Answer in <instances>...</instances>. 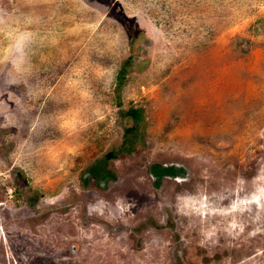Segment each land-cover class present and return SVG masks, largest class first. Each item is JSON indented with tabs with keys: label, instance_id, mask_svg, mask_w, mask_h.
<instances>
[{
	"label": "rangeland",
	"instance_id": "obj_1",
	"mask_svg": "<svg viewBox=\"0 0 264 264\" xmlns=\"http://www.w3.org/2000/svg\"><path fill=\"white\" fill-rule=\"evenodd\" d=\"M0 264H264V0H0Z\"/></svg>",
	"mask_w": 264,
	"mask_h": 264
},
{
	"label": "trees",
	"instance_id": "obj_2",
	"mask_svg": "<svg viewBox=\"0 0 264 264\" xmlns=\"http://www.w3.org/2000/svg\"><path fill=\"white\" fill-rule=\"evenodd\" d=\"M128 66H129V62L128 60H126L125 62H123L119 68V70L116 73V81H115V92L116 94H119L118 92L120 91L122 85L125 82L126 79V75H127V71H128ZM118 104V103H117ZM122 117H129L132 121L133 124L130 128H125V131L127 132V134L129 135L130 138H134L135 136L137 137V134L140 130V118H141V113L139 110L133 109V108H129L127 111L125 112H120ZM135 140V138H134ZM112 155L111 153L106 154L105 157H108ZM92 171V170H91ZM95 171H92L91 176H93L96 179V183L98 184V186L103 187L107 184V180L108 179H112V176L109 178L108 175L105 176H95ZM150 175L152 176V178L156 181L159 182V180H161L162 178L165 177V175L169 174V169L166 166H157V165H153L150 167Z\"/></svg>",
	"mask_w": 264,
	"mask_h": 264
},
{
	"label": "flooded vegetation",
	"instance_id": "obj_3",
	"mask_svg": "<svg viewBox=\"0 0 264 264\" xmlns=\"http://www.w3.org/2000/svg\"><path fill=\"white\" fill-rule=\"evenodd\" d=\"M255 202V201H254Z\"/></svg>",
	"mask_w": 264,
	"mask_h": 264
}]
</instances>
